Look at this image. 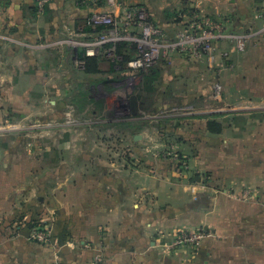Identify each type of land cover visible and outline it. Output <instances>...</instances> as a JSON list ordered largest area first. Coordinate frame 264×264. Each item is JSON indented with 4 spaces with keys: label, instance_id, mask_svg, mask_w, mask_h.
<instances>
[{
    "label": "crops",
    "instance_id": "obj_1",
    "mask_svg": "<svg viewBox=\"0 0 264 264\" xmlns=\"http://www.w3.org/2000/svg\"><path fill=\"white\" fill-rule=\"evenodd\" d=\"M35 4L36 0H0V115H36L45 130L50 129L52 116L57 120L58 114L69 115L66 107L73 104L76 107L70 108L75 112L88 113L86 122L94 130L108 134L107 130L116 128L135 137L148 122L146 117L165 113L163 99L169 98L170 108H176L166 110L171 112L178 110L179 100H187L195 113L186 121L194 132L202 130L208 136L214 123L224 136L233 127L250 132L246 145L264 147V122L260 121L264 21L259 14L264 0H53L45 14L35 13ZM136 6L144 7L167 37L198 23L206 27L217 23L222 35L211 41L210 48L173 55L155 72L131 70L125 62L112 65L97 47L95 53L87 52L89 42L105 29H98L96 13L120 16ZM130 31L139 33L135 25ZM122 51L129 59L135 54L128 46ZM51 69L56 70L53 75ZM215 81L235 90L223 95L220 106L206 102V84ZM52 83L56 100H51ZM4 86L9 93L4 94ZM200 96L204 103L195 104ZM5 100L9 107L3 105ZM125 100L133 111H122L126 106L120 104ZM105 138L89 140L84 147L120 142ZM3 141L0 264H264V156L252 159L247 153L234 160L236 167L243 165V173L221 166L212 187L211 168H205L207 179L197 177L204 185L196 188L193 156L183 162L182 170L166 166L169 162L161 158V165L150 162L149 174L143 177L136 162L82 155L79 145L69 161L73 169L67 170V158L55 155L52 147L56 145L50 138L42 144L41 154L40 149L35 151L36 142H28L27 160L13 155L21 144L12 140L10 151L2 149ZM194 141L192 137L189 148ZM207 150L209 156L211 150ZM39 158L49 167L42 165L43 175L36 183L40 168L34 164ZM255 163H262L263 169H255ZM246 170L250 172L244 175ZM232 174L241 198L228 202L220 188L226 191V176ZM244 192L249 197L244 198ZM196 194H202V199L196 200ZM41 218L52 228L50 243L30 237L32 223ZM176 227L204 231L196 253L186 248L161 250V243L169 238L166 232ZM98 254L102 258L96 261Z\"/></svg>",
    "mask_w": 264,
    "mask_h": 264
},
{
    "label": "rangeland",
    "instance_id": "obj_2",
    "mask_svg": "<svg viewBox=\"0 0 264 264\" xmlns=\"http://www.w3.org/2000/svg\"><path fill=\"white\" fill-rule=\"evenodd\" d=\"M147 11V10H146ZM40 14H45L44 12H40ZM259 14L263 18L264 21V7H260ZM115 15V14H114ZM121 16V15H120ZM216 31L215 34L219 33L220 26L217 23H214L212 27H208V29H212ZM182 31V30H180ZM179 31V32H180ZM178 33V32H177ZM264 35V34H260ZM166 36V35H165ZM217 38V37H215ZM212 38L208 42L209 48L211 47L210 43L213 41ZM72 40V39H71ZM248 60V59H246ZM245 60V62H246ZM55 69H51L52 75L55 73ZM207 92L208 94L206 95L207 103H209L212 106H220L222 105V98L224 97L223 95L225 93L231 94L232 92L234 93L235 90L228 84L226 86L225 83L215 81L212 83L206 84ZM220 86V95L218 96L213 89V86ZM9 87V86H7ZM3 90H5L4 94L9 93V89L6 88L5 86L3 87ZM57 93H55V88L51 86V100H56ZM204 97L200 96V100H195V104H203ZM170 99L165 98L163 99V107L162 110L165 111V113L158 114V116L154 117H146L148 122H145L144 125L145 127L142 129L137 130L136 134H140L139 140L137 142L134 140V134L127 135V131L124 132L120 129L115 128V132L111 130H107L108 134L106 132H100L97 130H94V127L92 128L89 123L87 124V120L85 117L88 115V113L82 111H74L73 104H69L66 108V111H69V115L65 114H58L57 120H54L53 116L51 117L52 120L49 121L51 124L50 129H43L42 128V121L37 122L36 119L38 118L36 115L31 116L27 114H12L10 115H0V139L5 140L2 142V149L7 147V149H10L11 151V141L15 140L17 143L21 144L18 146V150H14L15 156H19L20 158H25L27 160L26 156V145L32 142H36L38 147L35 151L40 149L41 154V146L43 143H46L49 138L50 141L55 143V147H52L55 150V155H62L63 158H67V161H71L73 157L75 156L74 151H79L77 146H81V149H83L82 155H92L95 156L94 154H101L103 157L109 156L112 158H117V157H123L121 161L124 160V162L127 161H132L136 162L135 165L137 167H140L139 170L142 172L143 177H145V174L148 175L150 168V162L154 163V165L159 164L160 158L163 159V161L169 162L170 167H177L179 170H182L185 168L186 164L183 162L187 161L189 158L188 157H195L194 159L197 161L196 162V170L194 173V186L197 187H202L204 185L201 181V178L204 175V179H207V174L203 172L205 168L207 170L211 168V177L212 181L211 187L218 182V177H219V170L221 169V166L224 168L227 167V170L230 171H242V166H235V161L239 160L240 157L246 155L247 153H251L252 159H259L261 160V156H264V147L263 146H248L245 143L248 142L247 140V135L250 133L246 130L240 131V130H235L233 127L230 128L232 131H229V135H222L218 134L220 133V130H217L214 128V123L211 125V131L210 134L207 136L206 133L205 135L203 134L202 130L198 131H193L190 127H188L187 119L189 115H191L194 112L193 107L191 106L190 102H187V100H179V104L177 107L178 110L176 112H171V111H166L170 109H176V108H170ZM4 102V101H3ZM58 102V101H56ZM220 102V103H219ZM22 103V102H21ZM20 103V107H23L22 104ZM8 104V105H7ZM6 107H9L10 102L6 101L4 104ZM51 106L53 107V103H51ZM237 108L240 107V105L236 104ZM249 107L247 105H243L241 108ZM196 109V106H195ZM133 111V106L129 105L126 106V108L122 109V111L128 112V111ZM167 112V113H166ZM197 112V111H196ZM65 113V110H64ZM195 113V112H194ZM1 114V113H0ZM148 116V115H147ZM212 117H217V116H212ZM190 118V117H189ZM192 119V118H191ZM217 119V118H215ZM151 120V121H150ZM218 120H220L218 118ZM244 120V118H243ZM261 122H264V114L260 118ZM46 122V121H45ZM48 122V121H47ZM190 122V121H189ZM217 122V121H213ZM19 123L17 127H9L10 124H15ZM60 127H58V124H60ZM222 124V123H221ZM220 126V125H219ZM233 126V124H232ZM104 131V130H102ZM218 131V132H217ZM114 132V133H112ZM193 133V134H192ZM192 134V136H191ZM105 137L109 138L108 140H118L120 141L119 143H115L113 146H104L102 144L98 145L97 143L95 146H90L89 150H86L84 147V144H86L89 140H100V139H106ZM192 137L195 139L194 144H190L193 147H188L190 140ZM189 138V141L187 139ZM230 138V139H229ZM205 141V142H204ZM128 142V145L126 144ZM188 142V143H187ZM210 142V143H209ZM209 143V146H207ZM62 149H60V147ZM210 148V155L208 156L209 151L207 150ZM207 152V155L205 154V158H203L204 153ZM35 153V154H37ZM39 154V153H38ZM54 155V156H55ZM37 156V155H36ZM53 156V154H52ZM51 156V159L54 157ZM127 156H129V160L125 159ZM219 156L222 157V159H219ZM140 157H142L140 159ZM210 157V158H209ZM72 158V159H71ZM168 160V161H167ZM222 160V161H220ZM235 160V161H234ZM41 159L39 158V161L37 164H34L35 166H38L40 170L38 171L40 174L36 175V183H40L41 178L39 176L43 175V167L42 165H47V163L40 162ZM148 162V163H147ZM207 162V163H205ZM176 164V165H175ZM245 166V162H243ZM253 164V163H252ZM68 165V166H67ZM161 165V164H159ZM229 165H232L233 168H230ZM263 164L262 163H255L254 168H258V171H261L263 167H261ZM65 166L67 167V170L72 168V164L66 163ZM121 167V164L118 165V167ZM210 166V167H208ZM247 166H250V164H247ZM48 165L46 168L48 169ZM52 170L55 169L54 166H50ZM183 167V168H182ZM234 167H236L234 169ZM73 169V168H72ZM250 171H244V175L248 174ZM238 173V172H237ZM240 174V173H239ZM19 175L22 176V174ZM172 176V175H171ZM206 176V177H205ZM199 177L200 181H197L196 178ZM227 181L224 185L226 187V191L220 190L224 192L225 199L228 202H235L236 200L240 199V194L239 192H236L238 190V187L236 185V176L232 174V176H226ZM40 178V179H38ZM20 179V178H19ZM22 179V178H21ZM35 183V181H32ZM207 182V180H206ZM221 184L223 180L219 181ZM147 182L144 183V187H146ZM37 186V184H36ZM219 188V187H218ZM39 189V188H38ZM219 190V189H218ZM201 192V191H200ZM196 194L195 198L196 200H201L203 195L201 194ZM247 195V196H245ZM213 197V196H212ZM243 197H249V194L244 192ZM197 202V201H196ZM40 222H43L44 225L47 223L45 219L41 218ZM49 223V222H48ZM47 223V224H48ZM188 226V225H187ZM180 228H183L185 230L189 231H196L199 229H192L189 227H176L173 228L171 232L167 231L166 233L169 235L168 237L170 238V234L174 233L176 230H179ZM164 235V234H163ZM167 239V238H166ZM35 240V239H33ZM184 247H181V249ZM172 251V250H171ZM167 251V252H171ZM166 252V251H165ZM164 252V253H165Z\"/></svg>",
    "mask_w": 264,
    "mask_h": 264
},
{
    "label": "built area",
    "instance_id": "obj_3",
    "mask_svg": "<svg viewBox=\"0 0 264 264\" xmlns=\"http://www.w3.org/2000/svg\"><path fill=\"white\" fill-rule=\"evenodd\" d=\"M40 9L43 11L46 4L52 0H37ZM114 1V0H112ZM95 21L100 25H105L89 44L93 53L97 48L103 51L108 58L118 59L116 48L119 42L127 40L135 42L137 53L128 60L127 65L131 70H142L152 67L159 62L162 57L171 58L181 52L192 51L193 49L209 48L208 42L212 38L222 34H215L214 28L208 29L201 23L196 24L191 29H184L174 37H167L158 30L153 22L149 20L148 12L144 7L136 6L126 11L123 15L117 16L111 12H101L94 15ZM135 25L139 33H132L130 27ZM215 32V33H214ZM97 47V48H96ZM214 92L220 95V86H213ZM19 123L10 124L9 127H17ZM204 235L203 230L189 231L183 228L170 234V238L161 243L162 251H174L181 247L186 248L191 253H196ZM30 237L40 242L50 243L52 241V228L49 224L39 225L32 228ZM101 254L96 255V261L101 260Z\"/></svg>",
    "mask_w": 264,
    "mask_h": 264
},
{
    "label": "trees",
    "instance_id": "obj_4",
    "mask_svg": "<svg viewBox=\"0 0 264 264\" xmlns=\"http://www.w3.org/2000/svg\"><path fill=\"white\" fill-rule=\"evenodd\" d=\"M53 1V0H52ZM51 1V2H52ZM50 2V3H51ZM50 3H48V4H46L45 5V7H44V10L42 11L41 9H40V6L38 5V1L36 0V4H35V7H34V12L35 13H40L41 11L42 12H44V13H47V11H48V9H49V6H50ZM149 20L151 21V22H153L152 20H151V18L149 17ZM134 25V24H133ZM106 26L105 25H100L99 27H98V29H101V28H105ZM125 46H128V50L129 51H134L135 52V54L137 53V45H136V43L135 42H132V41H127V40H124V41H121V42H119L118 43V45H117V48H116V54L117 55H119L120 56V58H118V59H112V58H108L106 55H104V53H103V51H101L102 52V54H103V56H104V60H107V61H109L112 65H114V64H123L124 62L125 63H127L128 62V59H129V55L127 54H125L123 51H122V48L123 47H125ZM135 54L132 56V57H134L135 56ZM132 57H130V59L132 58ZM169 57H162L160 60H159V62H157L156 64H154L152 67H150V68H147V69H153V71L155 72V68L160 64V63H162V62H168L169 61ZM153 72V73H154ZM44 223L43 222H38V221H34L33 223H32V228H35V227H37V226H39V225H43Z\"/></svg>",
    "mask_w": 264,
    "mask_h": 264
},
{
    "label": "water",
    "instance_id": "obj_5",
    "mask_svg": "<svg viewBox=\"0 0 264 264\" xmlns=\"http://www.w3.org/2000/svg\"><path fill=\"white\" fill-rule=\"evenodd\" d=\"M130 104H129V101L128 100H125L124 102H121V104H120V107H125V106H129ZM140 138V134H136L135 135V139L136 140H138ZM41 198V197H40Z\"/></svg>",
    "mask_w": 264,
    "mask_h": 264
}]
</instances>
